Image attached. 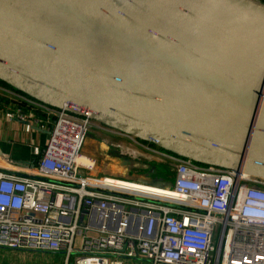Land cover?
Here are the masks:
<instances>
[{
  "label": "water",
  "instance_id": "95a60500",
  "mask_svg": "<svg viewBox=\"0 0 264 264\" xmlns=\"http://www.w3.org/2000/svg\"><path fill=\"white\" fill-rule=\"evenodd\" d=\"M225 1L264 17L261 3ZM0 81L264 180V40L206 0H0Z\"/></svg>",
  "mask_w": 264,
  "mask_h": 264
},
{
  "label": "built area",
  "instance_id": "2783aa9c",
  "mask_svg": "<svg viewBox=\"0 0 264 264\" xmlns=\"http://www.w3.org/2000/svg\"><path fill=\"white\" fill-rule=\"evenodd\" d=\"M0 90L11 118L50 132L31 169L0 167V249L57 258L48 264H264L263 179L105 127L131 143L105 142L121 158L170 162L174 175L171 187L114 185L83 154L104 127L90 113Z\"/></svg>",
  "mask_w": 264,
  "mask_h": 264
},
{
  "label": "rangeland",
  "instance_id": "374dc122",
  "mask_svg": "<svg viewBox=\"0 0 264 264\" xmlns=\"http://www.w3.org/2000/svg\"><path fill=\"white\" fill-rule=\"evenodd\" d=\"M248 1L261 3L262 5H264V0L263 1L248 0ZM0 94H2L1 90H0ZM2 96H6V95L2 94ZM108 140L125 146L131 145V143H129L125 139H121L117 137L114 132L107 130L105 127L100 126L98 130H95L93 133L89 135V137L85 142L84 150H83V154L85 156L91 157L92 159L95 160L94 162L96 165H95V169L92 172V175L96 176V178L118 179V181L111 180L112 184L116 183L118 184V186H125L124 184L128 183L125 181H135V179L143 180L146 182L157 180L156 176H152V174H148L146 171L147 168L146 169L144 168V166L147 167L149 165L157 166L156 161H152L150 164H148L147 162L144 163L140 161L137 162L132 161V162H136L138 166L140 165L142 166L141 172L131 167H124L117 152L113 149H110L108 145L105 144V142H107ZM170 164L171 163L168 162L167 164L161 166L162 169L161 172L164 178H169L168 181H173L174 175L172 174V170H171L172 166ZM8 166L9 164L0 157V167L7 170H12V168H9ZM119 180H123L124 184H121ZM45 258L46 256L18 253V252H12L8 250L0 249V264H43ZM55 261L56 263H58L57 258H55Z\"/></svg>",
  "mask_w": 264,
  "mask_h": 264
},
{
  "label": "crops",
  "instance_id": "0c3cea01",
  "mask_svg": "<svg viewBox=\"0 0 264 264\" xmlns=\"http://www.w3.org/2000/svg\"><path fill=\"white\" fill-rule=\"evenodd\" d=\"M0 95V155L2 156L3 160L9 164V168L31 169L39 157V153L45 147L50 132L49 130L40 131L36 128H33L28 123L11 118L8 114V111L3 109L1 104L4 101L2 97L6 96H2V94ZM89 158L92 159L91 157ZM92 160L95 161L94 159ZM122 164L124 167L136 169V167H134V162H122ZM137 171H139V169ZM138 180L135 179V181ZM119 182L124 184L123 180H119ZM115 184L116 183H114V185ZM124 185L136 187V184L133 183H126ZM53 261H55L54 257L47 256L43 264L52 263Z\"/></svg>",
  "mask_w": 264,
  "mask_h": 264
},
{
  "label": "bare ground",
  "instance_id": "6f19581e",
  "mask_svg": "<svg viewBox=\"0 0 264 264\" xmlns=\"http://www.w3.org/2000/svg\"><path fill=\"white\" fill-rule=\"evenodd\" d=\"M207 4L213 5L223 12L229 20L242 28H252L258 36L264 40V17H261V8L252 6L254 12L248 9L247 4L231 6L225 0H206ZM250 7V6H249ZM3 159V158H2Z\"/></svg>",
  "mask_w": 264,
  "mask_h": 264
},
{
  "label": "flooded vegetation",
  "instance_id": "af4514ba",
  "mask_svg": "<svg viewBox=\"0 0 264 264\" xmlns=\"http://www.w3.org/2000/svg\"><path fill=\"white\" fill-rule=\"evenodd\" d=\"M131 163V162H130ZM134 167H136V169L138 170L139 169V172H141L142 170V166H138V164L136 162H134ZM139 167V168H138ZM144 168L146 169L147 168V173L148 174H152V176H156L157 180L160 181V182H166L168 181L169 178H164L163 175H162V172H161V168L160 167H157V166H147ZM142 174V173H141ZM147 175V174H146Z\"/></svg>",
  "mask_w": 264,
  "mask_h": 264
},
{
  "label": "trees",
  "instance_id": "16d2710c",
  "mask_svg": "<svg viewBox=\"0 0 264 264\" xmlns=\"http://www.w3.org/2000/svg\"><path fill=\"white\" fill-rule=\"evenodd\" d=\"M0 85L9 89H12L10 86H8L7 84H5L4 82L0 81Z\"/></svg>",
  "mask_w": 264,
  "mask_h": 264
}]
</instances>
